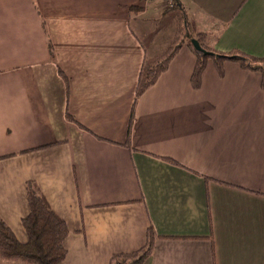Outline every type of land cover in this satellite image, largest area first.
Wrapping results in <instances>:
<instances>
[{"label":"crops","instance_id":"1","mask_svg":"<svg viewBox=\"0 0 264 264\" xmlns=\"http://www.w3.org/2000/svg\"><path fill=\"white\" fill-rule=\"evenodd\" d=\"M177 2L205 47L264 55V0ZM163 5L0 0V218L26 241L32 181L68 228L59 264H108L149 227L141 264H264L261 76L208 62L194 88L184 44L136 97L132 23Z\"/></svg>","mask_w":264,"mask_h":264},{"label":"trees","instance_id":"2","mask_svg":"<svg viewBox=\"0 0 264 264\" xmlns=\"http://www.w3.org/2000/svg\"><path fill=\"white\" fill-rule=\"evenodd\" d=\"M180 7L177 0H173L170 9ZM130 12H140L142 8L131 6ZM183 10V9H182ZM184 12V11H183ZM185 14V13H184ZM181 15V14H180ZM174 16V37L168 46L159 54L144 57L136 85V97L149 88L156 79L167 69L171 58L184 44L188 45L195 53L196 61L190 76L192 87L198 88L202 72L206 63L211 59L219 75L223 74V64L233 61L242 69L258 72L261 76V87L264 88V56L254 57L239 51L223 53L203 45V34H194L187 26L186 18ZM196 39L200 46L212 53L203 55L193 49L191 39ZM26 198L28 212L22 217V226L26 233V241L17 240L11 229L0 218V258L5 261H18L23 264H59L66 257L64 240L68 234L66 222L49 205L38 187L28 181L26 184ZM154 231L148 228L146 243L131 252L113 254L108 264H141L151 253Z\"/></svg>","mask_w":264,"mask_h":264},{"label":"rangeland","instance_id":"3","mask_svg":"<svg viewBox=\"0 0 264 264\" xmlns=\"http://www.w3.org/2000/svg\"><path fill=\"white\" fill-rule=\"evenodd\" d=\"M164 10L165 13L162 15H158V16L156 15L155 17L147 16L141 22L137 20L132 23V27L135 31L138 32V37L145 46L148 56H153L154 54L164 50L168 46L172 38L174 37L175 35L174 19L176 18L174 16H179L181 14L180 16L184 15V18H186L181 7H176L175 9L164 7ZM138 13L139 12L137 13L133 12V14H138ZM187 22L188 21L186 20V23ZM140 25L143 26L142 30H140L139 28ZM151 36L153 38V41L151 40ZM208 62H212L211 59H209L207 63ZM7 264H23V263L18 261H8Z\"/></svg>","mask_w":264,"mask_h":264},{"label":"water","instance_id":"4","mask_svg":"<svg viewBox=\"0 0 264 264\" xmlns=\"http://www.w3.org/2000/svg\"><path fill=\"white\" fill-rule=\"evenodd\" d=\"M190 44H191V46L193 47V49L195 51L200 52L203 55H210V54H212V53L208 52L207 50L203 49L200 46L199 42L196 39H194V38L191 39Z\"/></svg>","mask_w":264,"mask_h":264},{"label":"built area","instance_id":"5","mask_svg":"<svg viewBox=\"0 0 264 264\" xmlns=\"http://www.w3.org/2000/svg\"><path fill=\"white\" fill-rule=\"evenodd\" d=\"M173 6V0H164V7L170 8Z\"/></svg>","mask_w":264,"mask_h":264}]
</instances>
